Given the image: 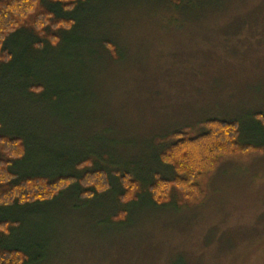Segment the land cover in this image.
I'll return each instance as SVG.
<instances>
[{"label": "rangeland", "instance_id": "rangeland-1", "mask_svg": "<svg viewBox=\"0 0 264 264\" xmlns=\"http://www.w3.org/2000/svg\"><path fill=\"white\" fill-rule=\"evenodd\" d=\"M65 16L73 27L54 46L24 32L5 43L0 132L26 139L28 163L44 150L106 154L147 175L153 139L196 136L208 119L237 121L241 142L264 144L253 118L264 114V0H85ZM202 188L195 204L69 190L3 209L18 225L2 247L28 264H264V152L222 160Z\"/></svg>", "mask_w": 264, "mask_h": 264}, {"label": "trees", "instance_id": "trees-1", "mask_svg": "<svg viewBox=\"0 0 264 264\" xmlns=\"http://www.w3.org/2000/svg\"><path fill=\"white\" fill-rule=\"evenodd\" d=\"M83 1L0 0V67L14 58L5 47L9 37L24 32L36 40V46H54L59 31L73 27V19L65 15ZM169 1L176 4L182 0ZM253 118L263 129L264 114H255ZM202 127L203 131L196 136L182 128L153 139L151 164L155 168L147 175L139 174L133 162L115 165L106 154L100 155L99 160L70 159L44 150L42 161L28 163L35 152L26 139L0 132V211L50 203L69 190L80 201L112 193L119 205L146 199L159 207L169 203L174 192L189 204L198 203L204 197L202 181L222 160H245L264 152V144L240 141L237 121L208 119ZM17 225L15 221L0 220V264H28L20 250L2 247V241Z\"/></svg>", "mask_w": 264, "mask_h": 264}]
</instances>
